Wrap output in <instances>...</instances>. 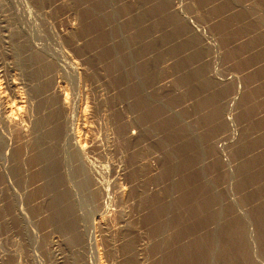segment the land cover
<instances>
[{
  "label": "rangeland",
  "instance_id": "374dc122",
  "mask_svg": "<svg viewBox=\"0 0 264 264\" xmlns=\"http://www.w3.org/2000/svg\"><path fill=\"white\" fill-rule=\"evenodd\" d=\"M0 84V264H264V0H0Z\"/></svg>",
  "mask_w": 264,
  "mask_h": 264
},
{
  "label": "bare ground",
  "instance_id": "6f19581e",
  "mask_svg": "<svg viewBox=\"0 0 264 264\" xmlns=\"http://www.w3.org/2000/svg\"><path fill=\"white\" fill-rule=\"evenodd\" d=\"M7 37V36H6ZM37 54V53H36ZM39 57V56H38ZM45 58V57H44ZM4 76V75H3ZM20 79V78H19ZM52 80V79H51ZM6 82V81H5ZM15 82V81H14ZM21 83V82H20ZM42 83V82H41ZM58 84V83H57ZM1 85V84H0ZM21 85V84H20ZM16 88H15V92H16V94H20L19 93V91H21V89L20 88H18V86H17V84H16V86H15ZM61 87V86H60ZM9 88V87H8ZM32 88V87H31ZM51 88V87H50ZM20 89V90H19ZM26 90V89H25ZM40 90V89H39ZM14 92V93H15ZM53 92V91H52ZM7 95V94H6ZM38 95V94H37ZM5 96V95H4ZM4 96H3V94L0 92V103H2L4 100H3V98H4ZM16 97L18 96V95H15ZM39 96V95H38ZM56 96V95H55ZM8 97V96H7ZM15 97V98H16ZM18 97H20V96H18ZM41 97V96H40ZM38 98V97H37ZM43 98V97H42ZM45 98V97H44ZM43 98V99H44ZM64 99H65V97H64ZM9 100V99H8ZM13 100V102H8L7 100H6V103L2 106V108H0V114L2 115L1 117H2V120H3V124H5V125H3V126H5L6 127V129L8 128V130L9 131H15V130H17V129H19V131L20 130H24V129H26V128H24V123L22 122V118L21 117H23V115H22V108H23V105H22V101L21 100H15V99H12ZM37 101V100H36ZM44 100H42V102H43ZM41 101L39 100V102H37V103H40ZM41 102V104H43ZM47 102V101H46ZM57 102H58V100H57ZM62 102H64V101H62ZM67 102V101H66ZM30 103V102H29ZM60 104V103H59ZM65 104V103H64ZM36 105V104H35ZM38 105H40V104H38ZM47 105H48V103H47ZM47 105H46V103L43 105V106H38V107H40V109H41V112H40V115L38 114V116H36L35 117V119H34V127H37L38 129H36V130H38V131H40V134H39V136H38V138L40 137L41 139H43V137H52V136H54V138H57V139H60V137H61V134L63 133V131H64V129H63V124H62V122L60 121V119H59V117L58 116H60V115H57V116H55V118H54V116L51 118V117H47V115H49L48 113H47V111L45 112V110H47L48 108H47ZM66 105V104H65ZM1 106V105H0ZM51 106V105H50ZM38 107H37V109H38ZM42 107H43V109H42ZM69 107V106H68ZM65 108V107H64ZM57 109V108H56ZM85 109V108H84ZM43 110V111H42ZM58 110V109H57ZM86 110V109H85ZM40 111V110H39ZM49 111V110H48ZM70 111V110H69ZM38 112V111H37ZM49 112H51V111H49ZM60 112V111H59ZM73 112V111H72ZM47 113V114H46ZM57 113V112H56ZM85 113V112H84ZM54 114H55V112H54ZM66 114V113H65ZM73 114V113H72ZM22 115V116H21ZM25 115V114H24ZM53 115V114H52ZM75 115V114H74ZM73 115V116H74ZM30 116V115H29ZM70 117V116H69ZM45 118H48L47 120H45V121H43ZM61 118V117H60ZM63 118V117H62ZM72 118V117H71ZM68 120H69V118H68ZM71 120V119H70ZM69 120V121H70ZM72 121V120H71ZM2 122V121H1ZM68 122V121H67ZM71 123V125H73L74 123H73V121L72 122H70ZM65 124V123H64ZM28 125V124H27ZM70 125V124H69ZM4 127V128H5ZM63 129V130H62ZM70 132H69V129H67V127H66V129H65V134H67L68 136H69V138H70V140H72V144H73V148H75V154L76 153H78V155H80V157L82 156L81 154L83 153L84 154V151L86 150L85 149V142L83 143L82 142V140L79 138L80 136H79V132L77 131V133H76V131H75V128H74V126H70ZM29 131V130H28ZM5 132V131H4ZM27 132V131H26ZM31 132V131H30ZM37 132V131H36ZM14 133V132H13ZM14 135V134H13ZM18 135V134H17ZM66 135V136H67ZM33 136V135H32ZM62 136H63V134H62ZM65 136V137H66ZM67 136V137H68ZM84 137V136H83ZM68 138V139H69ZM52 139V138H51ZM65 139V138H64ZM25 140V139H24ZM37 140H39V139H37ZM20 141V140H19ZM41 141V140H40ZM39 142V141H38ZM67 142V141H66ZM59 145V144H58ZM63 145V144H62ZM3 151V150H2ZM86 152V151H85ZM50 153V152H49ZM12 154V153H11ZM48 154V153H47ZM7 155V154H6ZM87 156V155H86ZM40 158V157H39ZM42 158V157H41ZM83 159V158H82ZM81 164V163H80ZM87 166V165H86ZM53 167V166H52ZM48 169V168H47ZM51 172V171H50ZM92 172V171H91ZM76 173V172H75ZM80 173V172H79ZM83 176V175H82ZM88 183V182H87ZM98 184V183H97ZM97 189V188H96ZM120 189V188H119ZM123 189V188H122ZM121 191V190H120ZM93 197V196H92ZM56 200V199H55ZM94 201V200H93ZM54 202L55 201H53V204H54ZM57 202V201H56ZM55 202V203H56ZM58 202H61V201H58ZM91 202H92V199H91ZM64 203V202H63ZM60 204V203H59ZM90 204V203H89ZM88 204V205H89ZM55 205V204H54ZM53 205V206H54ZM57 205V204H56ZM55 205V206H56ZM95 205V204H94ZM94 205H92V206H94ZM64 206V205H63ZM95 207V206H94ZM65 207H63V208H60L61 210L62 209H64ZM57 209V208H56ZM67 209V208H66ZM71 209V208H70ZM60 210V211H61ZM68 211H69V209H68ZM56 212V211H55ZM65 212V211H64ZM86 212V211H85ZM57 213H59V211L57 212ZM61 213V212H60ZM99 213V212H98ZM67 213H65V215H66ZM71 214H72V212H71ZM57 215H60V214H57ZM63 215V214H62ZM61 215V216H62ZM69 217V216H68ZM53 218H55V217H53ZM62 218V217H61ZM104 218V217H103ZM68 219V218H67ZM71 219V218H70ZM73 219V218H72ZM61 220V219H60ZM67 221V220H66ZM68 224V223H67ZM73 225V224H72ZM81 225V224H80ZM79 225V226H80ZM68 226V225H67ZM66 226V227H67ZM78 226V227H79ZM64 227V226H63ZM87 231V230H86ZM94 236V235H93ZM91 240V239H90ZM213 245V244H212ZM140 247V246H139ZM215 253V252H214ZM209 259V258H208ZM206 264V263H205Z\"/></svg>",
  "mask_w": 264,
  "mask_h": 264
}]
</instances>
